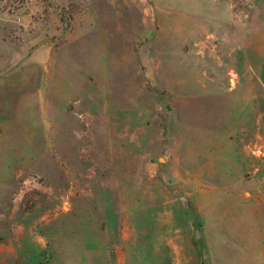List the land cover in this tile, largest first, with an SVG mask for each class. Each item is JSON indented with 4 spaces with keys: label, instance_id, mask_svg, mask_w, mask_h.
Masks as SVG:
<instances>
[{
    "label": "rangeland",
    "instance_id": "rangeland-1",
    "mask_svg": "<svg viewBox=\"0 0 264 264\" xmlns=\"http://www.w3.org/2000/svg\"><path fill=\"white\" fill-rule=\"evenodd\" d=\"M158 3L0 0V264H264V0Z\"/></svg>",
    "mask_w": 264,
    "mask_h": 264
},
{
    "label": "crops",
    "instance_id": "crops-1",
    "mask_svg": "<svg viewBox=\"0 0 264 264\" xmlns=\"http://www.w3.org/2000/svg\"><path fill=\"white\" fill-rule=\"evenodd\" d=\"M147 1L150 2V3H154V4L159 5V3H158L159 0H147ZM157 5H156V6H157Z\"/></svg>",
    "mask_w": 264,
    "mask_h": 264
}]
</instances>
